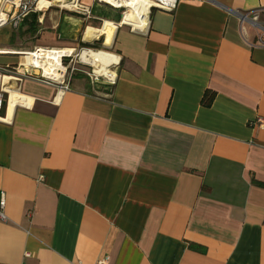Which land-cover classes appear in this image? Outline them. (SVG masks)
Here are the masks:
<instances>
[{"label": "crops", "instance_id": "0c3cea01", "mask_svg": "<svg viewBox=\"0 0 264 264\" xmlns=\"http://www.w3.org/2000/svg\"><path fill=\"white\" fill-rule=\"evenodd\" d=\"M79 2L104 24L102 5ZM50 9L34 23L53 37L41 47L103 36L116 82L77 76L58 93L24 77L10 94L0 264H264V124H250L264 118V31L243 34L239 20L264 25V0H178L153 9L145 30L116 27L111 43L53 2L17 28L32 33L26 21ZM25 52L0 48V66Z\"/></svg>", "mask_w": 264, "mask_h": 264}, {"label": "built area", "instance_id": "2783aa9c", "mask_svg": "<svg viewBox=\"0 0 264 264\" xmlns=\"http://www.w3.org/2000/svg\"><path fill=\"white\" fill-rule=\"evenodd\" d=\"M134 1V3H132ZM39 0H0V27L11 24L17 27L21 21L32 11L38 7ZM178 0H96L98 5H108L120 13V20L115 24L116 27L127 25L132 30H145L148 25V18L153 9H161L165 11H173L177 6ZM132 3V4H131ZM72 9L76 13L86 17H92L90 6L83 5L79 0H72ZM132 11L137 20L136 25L126 22L125 18L127 12ZM240 28L243 34L246 33V25L250 24L257 30L264 31V25L259 22L258 14L249 15L248 13L239 14ZM260 44H264V36L260 35L258 38ZM93 50L88 47L78 48H35L29 53H38L42 55L45 53L58 54L60 57V64L55 66V74H45L44 67L26 64L24 61H19L17 66L4 65L0 66V122L7 121L6 109L9 102V90H18L20 83L24 77H31L39 79L57 87L58 93H63L70 88V82L76 73L85 75L92 86H97L100 83H107L113 85L116 82V74L113 70L109 75H102L96 72V68L88 60L82 58V55ZM81 65L82 67L78 66ZM114 67L111 64L110 67ZM15 82V86L13 83ZM3 112L4 114H2ZM252 125L262 126L264 118L258 117L255 121H250ZM4 194L1 193L0 209L4 207ZM0 215L3 214L0 211ZM98 264H102L99 262Z\"/></svg>", "mask_w": 264, "mask_h": 264}, {"label": "rangeland", "instance_id": "374dc122", "mask_svg": "<svg viewBox=\"0 0 264 264\" xmlns=\"http://www.w3.org/2000/svg\"><path fill=\"white\" fill-rule=\"evenodd\" d=\"M46 0H41V2H45ZM51 2H53V7L58 9V10H61V11H73L72 9V0H67L66 4H68V6H63L61 2H56L54 0H49ZM40 2V3H41ZM52 9V8H51ZM50 10H45L41 12V16L37 17L36 19L38 20V24H40V19L42 17V14L44 15V17L42 18L43 21L47 19L48 17V13L51 11ZM101 10L104 12V15L102 16L103 18L102 19H105V20H109V21H119L117 20V13H119V11H117L116 9L108 6V5H102L101 6ZM54 11V10H53ZM52 11V12H53ZM75 12V11H74ZM120 14V13H119ZM82 16V15H81ZM30 20L33 21V17L29 18L26 22H28ZM42 21V22H43ZM90 21V25H93L95 27H99L101 28L103 26V20H97V19H89L88 21L86 20L85 22H89ZM46 23V22H45ZM44 23V24H45ZM13 32L16 36V42L19 43V44H23L25 46H16V45H13V44H10L7 40V36H6V33L7 31L9 30L8 27H6V29H0V48H3V49H7V50H12V51H20V52H23V51H26V50H29V51H34L35 48L37 47H41L40 44H46V45H50L52 43V35L49 34V35H41L40 36V30L38 29V26L34 29V31L32 33H28L26 31V24L20 26L19 28L17 27H13ZM25 30V31H24ZM46 31V30H45ZM44 32V30H43ZM19 34V35H18ZM37 36H40L39 38ZM103 36L100 37L98 40H95V44L91 45L90 47L88 48H91L93 50H105V51H110V50H107L105 48H102V43H103ZM43 47V46H42ZM79 47H84L80 44ZM112 52V51H110ZM24 56V58H21V61H24L26 64H30V56H29V52H25V54H22ZM19 57L16 56V59L15 60H18ZM80 67H82L81 65H78ZM111 70H113V67L111 66L110 67ZM77 76H82V77H85V75L83 74H80V73H76L73 77H77ZM3 113V112H1Z\"/></svg>", "mask_w": 264, "mask_h": 264}, {"label": "bare ground", "instance_id": "6f19581e", "mask_svg": "<svg viewBox=\"0 0 264 264\" xmlns=\"http://www.w3.org/2000/svg\"><path fill=\"white\" fill-rule=\"evenodd\" d=\"M56 2H61L63 6H68L66 4L67 0H54ZM39 0L38 6L40 9H44L51 3L50 1L41 2ZM134 3V1H132ZM131 3V4H132ZM72 6V5H71ZM126 22L132 23L134 25L137 24V22L145 20H137V18L134 16L132 11L127 12ZM116 26L112 21L105 20L103 26L101 28H93L88 27L86 30V36H93L98 34H104L106 36V40L108 43L112 42L113 35L115 33ZM89 57L86 56V53L82 55V58L85 60H88L91 64L95 66V70L97 73L102 75H109L112 73L109 66L111 64H115L118 61V57L111 52L105 51V50H90L88 52ZM30 56V64L35 66H43L45 69V74H55V66H58L60 64V57L58 54H51V53H43L42 55H39L38 53H29ZM10 94H14L16 92L15 89L9 90Z\"/></svg>", "mask_w": 264, "mask_h": 264}, {"label": "trees", "instance_id": "16d2710c", "mask_svg": "<svg viewBox=\"0 0 264 264\" xmlns=\"http://www.w3.org/2000/svg\"><path fill=\"white\" fill-rule=\"evenodd\" d=\"M117 14H118V15H117V20H120V14H119V13H117ZM31 16L33 17V21H31V22L29 23V25H30V29H32V30L34 31V29H35V27H34V23H35V21H36V16H37V15H36V14H33V15H31ZM82 46H84V47H90V45H88V44H86V43H82ZM212 100H213V93L207 91V92L205 93L203 99H202L203 104H205V105H210L211 102H212Z\"/></svg>", "mask_w": 264, "mask_h": 264}]
</instances>
